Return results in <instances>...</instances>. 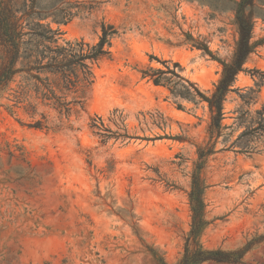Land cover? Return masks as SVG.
Instances as JSON below:
<instances>
[{"label": "rangeland", "instance_id": "obj_1", "mask_svg": "<svg viewBox=\"0 0 264 264\" xmlns=\"http://www.w3.org/2000/svg\"><path fill=\"white\" fill-rule=\"evenodd\" d=\"M257 6L254 42L264 41V0ZM103 22L119 32L112 55L95 67L83 108L62 128H29L19 122L29 116L11 115L9 102L0 101V264H177L184 254L209 110L173 98L141 71L179 63L182 76L212 91L222 73L216 59L231 60L236 48L234 14L200 0H110L63 26L62 39L95 43ZM244 69L224 105L228 128L203 173L209 224L201 241L224 251L251 243L245 264H264V136L241 124L264 105V86L250 105L241 97L256 88L255 71L264 72V43ZM41 111L58 123L56 112ZM116 112L126 118L128 137L102 144L92 119L108 124ZM156 112L161 127L150 120ZM144 115L149 126L140 125Z\"/></svg>", "mask_w": 264, "mask_h": 264}, {"label": "trees", "instance_id": "obj_2", "mask_svg": "<svg viewBox=\"0 0 264 264\" xmlns=\"http://www.w3.org/2000/svg\"><path fill=\"white\" fill-rule=\"evenodd\" d=\"M110 0H0V101L6 99V110L11 114L22 111L30 122L21 124L37 130L60 129L64 120L79 113L83 108L87 90L95 83V67L112 55L113 40L119 35L115 25L103 22L101 34L95 43L84 38L62 39V27L76 18L90 17ZM212 10L233 12L238 29V40L231 60L216 59L222 65V73L214 89L203 92L197 84L181 75L182 67L167 61L164 68L147 67L141 71L156 87L168 89L173 98L193 103L196 107L206 104L210 121L207 127V143L197 146V161L192 172L189 194L192 224L182 258L177 264H245L244 258L251 249L249 243L235 251L207 250L202 244V235L208 226L206 219L205 192L207 190L204 170L209 157L215 154V147L227 129L223 124L224 105L234 89L237 77L244 69L250 56L264 41L254 42V28L257 0H200ZM204 53L213 57L206 45H199ZM255 80L256 88H249L242 99L247 105L255 102L264 86V72ZM255 79L256 76L253 75ZM42 109L54 111L58 123ZM178 109H183L178 105ZM241 124L253 127V132L264 136V105ZM153 125L162 126L164 117L159 112L149 113ZM123 114L114 113L107 124L103 117L92 119L94 134L102 144L111 139L128 137ZM149 126L147 117L139 121ZM114 125L117 130H113ZM121 131H125L122 134ZM247 133L240 136L245 137ZM174 139L184 141L182 137ZM237 144V143H235ZM234 144V145H235ZM232 145V146H234ZM160 264H168L158 259Z\"/></svg>", "mask_w": 264, "mask_h": 264}]
</instances>
